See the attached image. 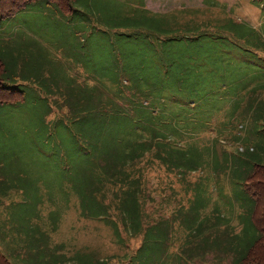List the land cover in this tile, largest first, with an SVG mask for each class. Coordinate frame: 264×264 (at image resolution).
<instances>
[{
	"label": "trees",
	"instance_id": "1",
	"mask_svg": "<svg viewBox=\"0 0 264 264\" xmlns=\"http://www.w3.org/2000/svg\"><path fill=\"white\" fill-rule=\"evenodd\" d=\"M40 1H45L47 7L58 13L55 18L59 19L61 27H71L69 31L60 28L65 34L60 31V35H53L58 36L60 42L67 40V37L76 42L72 48L69 45L56 48L57 42L47 39L49 45L60 53L49 49L42 62L35 64V71L48 70L49 74L41 73V78L35 76L36 87L27 88L24 92L13 82L3 84L6 62L0 57V107L12 104L9 106H16L15 113L24 119L20 120V128L12 127L10 134L4 136L6 151L11 150L17 133L42 158H48L56 151V157L80 159L82 164L79 163L72 173L88 178L83 184L84 195L81 191L80 195L97 197L103 193L98 206L100 218L108 215L110 204L117 205V210L129 219L126 224L132 225V229L138 232L144 211L143 178L137 174L135 167L147 157H152L167 170L174 171L173 165L181 168L183 159L191 157L187 144H182L184 129L179 121L176 122L178 115L186 113H174L172 105L165 102L176 96V92L170 91L166 85L179 82L189 95L193 112L205 109L204 112L221 113L224 106L229 104L226 116L236 117L244 102L243 97L233 93L235 89L243 88L239 86L241 78L237 75V69L242 68L241 59L253 54L247 50L246 56L241 58L244 56L240 52L242 47L236 40L222 34L228 32L225 28L211 33L203 30V25L195 21L183 22L174 14L152 13L146 8L144 0H115L112 4L109 0H102L101 4L92 0H0V19L10 18ZM204 4L218 5L215 0H204ZM231 23V32L242 38L243 35L239 33L245 31L244 38L252 33L261 44H253L251 48H264V38L260 37L264 36V30L256 37L257 31L249 26L241 28V24L233 19ZM228 39L234 44L225 45ZM201 44L220 52L218 61L205 55L203 83L199 78L200 72L195 70L200 63L191 60V51H187ZM234 46L239 50L232 60ZM167 49H184L185 52L170 57L162 53ZM184 56H187L186 60H182ZM210 60L215 63H210ZM259 73L264 76V71ZM205 79L211 80L207 83ZM257 79L258 75L254 78L258 83ZM259 84L263 87L248 93L246 109L239 116L253 112V118H256L260 114L256 110L264 109V82ZM29 92L43 94L31 95ZM28 102L33 103L32 108L25 107ZM62 109H66V112L50 119ZM158 114L170 118L164 122L166 128L162 132L142 128L141 123L145 119L151 123L152 120L147 118ZM144 124L147 126V123ZM254 135V142L239 150L240 157L232 161L233 170L224 172L223 161L215 167L221 168L229 183L235 179L229 187L238 198L243 213L236 215V218H246L244 222L247 228L243 231V227L238 228L232 234L219 233L224 216L218 201L214 206L219 215L214 220L208 214L203 219L196 217L199 223L196 235H207L204 237L206 239L211 231L219 233L214 241L216 251H210V241L198 243V252L203 251L206 256L221 253L230 264H264V129L255 131ZM114 145H119L121 149L113 153ZM222 156L225 161V152ZM11 162L9 155L3 156L0 171L3 164L9 165ZM65 173L69 174L68 171ZM182 178L185 176L182 175ZM2 179L0 175V182ZM4 186L5 192H0V196L9 195L10 190L15 188L9 182ZM107 190L113 191L110 197L106 196ZM221 190L226 200L231 202L228 198L230 190L226 192L223 187ZM201 198L199 196L195 200L193 197L190 205L194 209L206 205V202L200 201ZM208 207L204 210H208ZM199 209L196 211L199 212ZM84 211L94 213L93 210ZM230 216L233 220L234 215ZM180 218L185 221V214H180ZM156 230H160L159 237L166 236V222H159ZM243 233L248 239L247 244L240 243ZM178 254L182 255L180 252ZM0 264H10L1 252Z\"/></svg>",
	"mask_w": 264,
	"mask_h": 264
},
{
	"label": "rangeland",
	"instance_id": "2",
	"mask_svg": "<svg viewBox=\"0 0 264 264\" xmlns=\"http://www.w3.org/2000/svg\"><path fill=\"white\" fill-rule=\"evenodd\" d=\"M92 1L101 4L102 0ZM113 1L115 0H109V3L112 4ZM215 1L217 6L205 5L204 0H146L145 6L152 13L174 14L183 22L195 21L203 25V30L211 33L225 28L228 32L222 34L236 40L242 47L240 52L244 56L241 58L248 51L254 56L241 59L242 68L237 69V75L241 78L239 86L243 88H237L233 93L243 97L244 102L236 117L226 116L229 104L224 106L221 113L204 112L205 109L193 112L189 95L179 82L166 85L170 91L176 92V96L165 102L172 105L174 113H186L178 115L176 122L179 121L180 127L184 129L182 144H187L191 157L183 159L184 165L181 168L173 165L174 171L167 170L162 164L153 161L152 157H147L135 167L137 174H141L143 178L144 211L138 232L132 229V225L126 224L129 219L117 210V205L110 204L108 215L100 218L98 206L103 193L97 197L83 196V184L88 178L72 174L76 166L82 164L80 159L60 155L56 157V151L50 157L42 158L17 133L11 150L6 151L4 136L10 134L12 127L20 128V120L23 118L15 113L16 106H9L12 104L0 107V161L3 156L9 155L12 158V162L9 165L3 164V170L0 171L3 178L0 192H5L4 184L7 182L10 186H15L9 195L0 196V252L10 264H230L221 253L206 256L203 251L198 250L199 244L211 241L210 251L214 252L217 250V246H214V241L218 239L216 235L221 232L232 234L238 228L240 230L243 227L241 231L247 228L244 222L246 218H236V215L241 216L243 213L238 198L229 187L235 179L229 183L221 168L215 167L223 161L224 172L233 170L232 161L240 157L239 150L242 151L243 147L254 142L255 131L264 129V109L256 110V113H260L256 118H253V112L248 115L245 112V116H239L246 109L248 93H254L256 88L263 87L259 83L264 82V76L258 72L264 71V48L257 50L250 47L253 44L261 45L252 33H248L246 38L245 31L239 33L243 35L242 38L231 32L233 19L241 24V28L249 26L256 30L255 35L259 37L264 30V0ZM55 14L58 13L47 7L45 1H40L30 4L24 11L10 18L0 19V57L6 62V72L2 75L5 80L3 84L13 82L22 92L27 88L33 89L37 85L35 76L41 78L43 73L49 74L48 70H34L35 64L42 62L48 50L56 52V48L64 45L73 47L76 41L72 38L67 37V40L60 42L59 37L53 35H60V31L71 29L66 25L61 27ZM47 39L55 40L56 48L51 47ZM224 44L234 43L229 40ZM190 49L187 51H191V60L200 63L195 70L200 72L199 78L203 83L205 55L218 61L219 49L203 44ZM238 50L236 47L232 48V60L236 58ZM182 51L185 52L184 49H167L162 53L171 57ZM56 53L59 54L60 51ZM37 56L40 57L34 59ZM187 56L182 60H186ZM213 62L215 63L210 60V63ZM257 75L258 83L254 80ZM210 80L205 79V82ZM30 94L41 95L43 92ZM32 104L28 102L25 107L32 108ZM65 112L66 109L55 112L50 119ZM30 118L34 119H25ZM147 119L152 122L145 119L141 123L143 129L162 132L166 128L164 122L170 118L158 114ZM28 131L31 133L30 129ZM120 149L119 145H114L112 152ZM224 152L225 161L222 156ZM66 171L69 172L68 175ZM221 187L226 192L230 190L228 198L231 202L223 196ZM80 191L83 195H80ZM112 192L107 190L106 196L110 197ZM199 196L203 197L200 201L209 206L208 210H204L207 206L203 204L195 209L190 205L193 197L197 200ZM217 201L224 216L222 229L219 233L211 231V235L204 239L207 235H196L199 226L196 217L201 216L203 219L208 214L214 220L219 215L214 206ZM198 208L199 212L196 211ZM84 210H93L94 213ZM180 214H185V221L180 218ZM230 215H234L233 220ZM161 221L166 222L167 234L159 237L160 230H156V225ZM242 237L240 243L247 244L248 239L244 233ZM164 238H167L166 242H163Z\"/></svg>",
	"mask_w": 264,
	"mask_h": 264
},
{
	"label": "crops",
	"instance_id": "3",
	"mask_svg": "<svg viewBox=\"0 0 264 264\" xmlns=\"http://www.w3.org/2000/svg\"><path fill=\"white\" fill-rule=\"evenodd\" d=\"M144 3L146 4V0H144ZM15 85V84H14ZM16 86V85H15Z\"/></svg>",
	"mask_w": 264,
	"mask_h": 264
}]
</instances>
